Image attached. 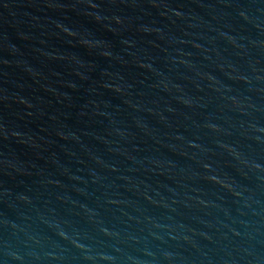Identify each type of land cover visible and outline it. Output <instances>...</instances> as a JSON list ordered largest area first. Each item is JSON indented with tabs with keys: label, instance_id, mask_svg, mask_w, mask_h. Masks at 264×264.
Instances as JSON below:
<instances>
[{
	"label": "water",
	"instance_id": "water-1",
	"mask_svg": "<svg viewBox=\"0 0 264 264\" xmlns=\"http://www.w3.org/2000/svg\"><path fill=\"white\" fill-rule=\"evenodd\" d=\"M0 264H264V0H0Z\"/></svg>",
	"mask_w": 264,
	"mask_h": 264
}]
</instances>
